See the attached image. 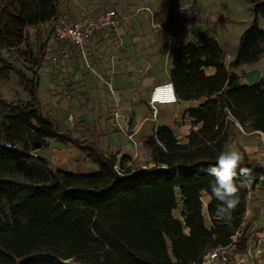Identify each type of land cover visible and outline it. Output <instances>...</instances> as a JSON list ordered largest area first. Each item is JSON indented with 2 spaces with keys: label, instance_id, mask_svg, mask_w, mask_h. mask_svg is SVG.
Segmentation results:
<instances>
[{
  "label": "trees",
  "instance_id": "trees-1",
  "mask_svg": "<svg viewBox=\"0 0 264 264\" xmlns=\"http://www.w3.org/2000/svg\"><path fill=\"white\" fill-rule=\"evenodd\" d=\"M248 2L250 26L229 67L209 30L170 49L169 83L177 101L198 104L182 114L190 121L184 141L158 126L143 141L146 159L138 161L106 155L42 112L38 69L56 43L52 22L64 2L0 0V80L14 74L28 97L7 101L0 92V264H201L207 251L230 243L249 192H264V161L243 154L240 167L250 174L236 179L239 204L229 224L215 217V178L199 169L215 163L235 130L264 136V79L242 82V69L264 54V29L257 25L264 0ZM9 50L12 61L2 57ZM52 142L76 149L96 170L55 168L36 154ZM178 206L181 219L172 215Z\"/></svg>",
  "mask_w": 264,
  "mask_h": 264
},
{
  "label": "crops",
  "instance_id": "crops-1",
  "mask_svg": "<svg viewBox=\"0 0 264 264\" xmlns=\"http://www.w3.org/2000/svg\"><path fill=\"white\" fill-rule=\"evenodd\" d=\"M179 5L181 0H173ZM65 2V1H64ZM62 6L60 17L68 20L82 14L114 9L117 25L94 35L86 44V57L81 58L69 46L54 43L48 53L61 55L57 62L46 58L38 69V100L42 112L55 121L60 130H74L80 139H90L106 154L118 153L132 160H142V144L158 126L169 127L181 141L190 130V121L182 118L184 111L197 101L158 105L151 119L148 98L153 87L169 83V51L180 42L194 43L196 35L209 30L224 52V64L232 62L242 33L250 20L225 10L223 0H185L192 8L174 17L164 0H106L104 5L82 9L71 0ZM59 17V18H60ZM34 30L28 29L30 39ZM33 41V40H32ZM244 75L259 71L256 64L242 69ZM206 74L212 70L204 69ZM238 74L240 70L236 71ZM258 78V79H259ZM241 134L252 137L249 147L237 143L242 154L264 161L262 133ZM128 136L131 138L129 139ZM55 168L72 173H87L95 165L85 161L74 148L59 147L52 142L45 148ZM45 158V157H44ZM48 160V159H47ZM259 190L251 191L248 208L251 216L244 229L247 240L264 233V206L256 199ZM203 205L209 197L202 198ZM181 207L172 215L181 219ZM264 248V239H257ZM252 264H264L256 261Z\"/></svg>",
  "mask_w": 264,
  "mask_h": 264
},
{
  "label": "built area",
  "instance_id": "built-area-1",
  "mask_svg": "<svg viewBox=\"0 0 264 264\" xmlns=\"http://www.w3.org/2000/svg\"><path fill=\"white\" fill-rule=\"evenodd\" d=\"M190 7L191 3H185L179 5L178 10L183 12ZM52 25L53 39L60 45L74 49L84 59L86 57L85 47L87 42L94 35L113 29L117 25V14L114 9H110L82 14L73 20L60 17L54 20ZM61 55L66 57V54L58 52L55 55L48 53L46 58L52 62H57ZM176 102L177 99L170 83L153 87L148 98L151 119L156 118L158 105L174 104ZM128 138L131 137L128 136ZM115 170L119 172L116 167ZM250 197L251 191L248 194V201ZM250 216L251 211L246 206L240 227L232 236L230 243L224 247L207 251L201 264H252L258 260L264 263V248L258 247L257 241V239H264V233H259L252 240H247L245 236L244 229ZM243 238H246V240L242 242Z\"/></svg>",
  "mask_w": 264,
  "mask_h": 264
},
{
  "label": "clouds",
  "instance_id": "clouds-1",
  "mask_svg": "<svg viewBox=\"0 0 264 264\" xmlns=\"http://www.w3.org/2000/svg\"><path fill=\"white\" fill-rule=\"evenodd\" d=\"M243 159L240 149L235 144H230L218 153L214 164L199 169L200 172H206L215 178L210 184V199L214 197L218 201L215 217L225 224L230 223L232 213L239 204L236 179L238 176L246 177L250 174V169L240 167Z\"/></svg>",
  "mask_w": 264,
  "mask_h": 264
},
{
  "label": "rangeland",
  "instance_id": "rangeland-1",
  "mask_svg": "<svg viewBox=\"0 0 264 264\" xmlns=\"http://www.w3.org/2000/svg\"><path fill=\"white\" fill-rule=\"evenodd\" d=\"M60 2L69 1L70 0H59ZM166 3L173 9L177 10L179 8V5L185 4V0H181V3L177 5L176 2L173 0H164ZM216 2V0H211ZM106 0H71V5L76 4L82 9H87L89 6H92L95 4L104 5ZM67 3H63V6ZM223 4L225 6V10L228 11V14L230 15V12L233 11L237 16L244 17L245 20H250V12H249V2L248 0H223ZM179 11V10H178ZM230 11V12H229ZM180 12V11H179ZM257 25L264 29V15L258 18ZM2 57L8 59L9 61H12L14 57L16 56L15 53L12 50L9 51H3ZM18 66H21L19 62H16ZM256 66L260 68L261 71V78L264 79V54L259 59V61L256 63ZM24 70V69H23ZM0 92L2 93L3 97L7 101H12L15 98H20L23 100H26L27 94L22 88L17 84L16 76L14 74H10L8 80H0ZM246 133V132H245ZM254 140L251 136L246 137L245 135L241 134L240 132L234 131V135L232 137V140L228 142L227 145L235 144L237 147L239 146L237 143H240L242 146L249 147V144L251 141ZM253 142V141H252ZM241 149V148H240ZM39 157H45L49 160L48 151L46 149H40L36 153ZM146 159V156H142V161ZM96 169H91L90 172H94ZM256 199L259 201L260 205L264 206V194H256ZM179 208V206L177 207Z\"/></svg>",
  "mask_w": 264,
  "mask_h": 264
},
{
  "label": "water",
  "instance_id": "water-1",
  "mask_svg": "<svg viewBox=\"0 0 264 264\" xmlns=\"http://www.w3.org/2000/svg\"><path fill=\"white\" fill-rule=\"evenodd\" d=\"M259 71L251 70L244 75V80L247 85H253L258 81Z\"/></svg>",
  "mask_w": 264,
  "mask_h": 264
}]
</instances>
